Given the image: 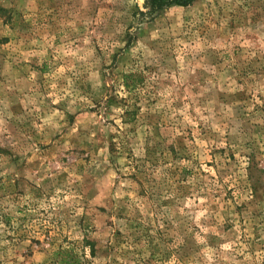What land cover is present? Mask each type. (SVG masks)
<instances>
[{
    "label": "rangeland",
    "instance_id": "rangeland-1",
    "mask_svg": "<svg viewBox=\"0 0 264 264\" xmlns=\"http://www.w3.org/2000/svg\"><path fill=\"white\" fill-rule=\"evenodd\" d=\"M60 246L264 264V0H0V264Z\"/></svg>",
    "mask_w": 264,
    "mask_h": 264
},
{
    "label": "trees",
    "instance_id": "trees-1",
    "mask_svg": "<svg viewBox=\"0 0 264 264\" xmlns=\"http://www.w3.org/2000/svg\"><path fill=\"white\" fill-rule=\"evenodd\" d=\"M153 11H158L170 5L186 6L192 3L193 0H146ZM141 82V74L139 71H126L122 74V83L129 88L136 86ZM133 114V113H132ZM93 250V247H90ZM56 264H84L81 257L74 253L71 249L58 247L54 252Z\"/></svg>",
    "mask_w": 264,
    "mask_h": 264
}]
</instances>
